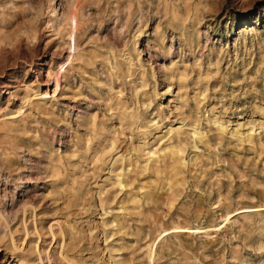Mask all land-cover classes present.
<instances>
[{
	"label": "clouds",
	"instance_id": "9594fccd",
	"mask_svg": "<svg viewBox=\"0 0 264 264\" xmlns=\"http://www.w3.org/2000/svg\"><path fill=\"white\" fill-rule=\"evenodd\" d=\"M261 3L0 0V264H264Z\"/></svg>",
	"mask_w": 264,
	"mask_h": 264
},
{
	"label": "rangeland",
	"instance_id": "374dc122",
	"mask_svg": "<svg viewBox=\"0 0 264 264\" xmlns=\"http://www.w3.org/2000/svg\"><path fill=\"white\" fill-rule=\"evenodd\" d=\"M261 12H264V3L258 4L256 10L248 11L247 13H237V19L235 21L236 27L239 28L243 25H251ZM44 79L46 80L47 77H44ZM45 87H47L46 84ZM2 99L3 98H0V100Z\"/></svg>",
	"mask_w": 264,
	"mask_h": 264
}]
</instances>
